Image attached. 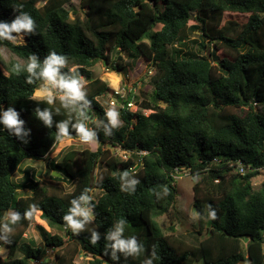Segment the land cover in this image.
Returning a JSON list of instances; mask_svg holds the SVG:
<instances>
[{
  "label": "trees",
  "instance_id": "obj_1",
  "mask_svg": "<svg viewBox=\"0 0 264 264\" xmlns=\"http://www.w3.org/2000/svg\"><path fill=\"white\" fill-rule=\"evenodd\" d=\"M71 2L0 0V20H13L19 14L14 8L22 5L18 10L29 13L38 25L35 35L25 36L26 43L0 41L17 57L4 68L7 73L0 59V107H14L31 129L24 143L0 126V219L9 210L23 214L35 204L50 227L65 229L63 216L70 201L85 189L90 195L94 189L101 193L93 200L96 217L79 235L68 230L69 242L44 231L45 239L38 243L25 238L35 211L15 226L11 243L0 240L8 248L0 264H35L50 249L57 251L58 264H78L81 252L89 257L88 264H143L153 253V264H240L247 259L249 264H264V183L259 190L253 185L264 169V0H81L82 12L70 11ZM228 15L247 19L241 24L226 19ZM193 34L199 35L201 55L177 58L174 45ZM50 51L67 56L69 68L88 82L93 118H105L100 98L108 94L124 104L121 127L111 136L97 129V151L70 150L58 160L53 153L60 144L55 123L67 118L66 110L54 116L51 129L35 116L37 106L55 110L59 101L48 105L34 99L39 84L27 83L28 74L17 73L14 65L26 64L33 53L43 60ZM118 51L133 62L157 67L152 99L141 104L148 115L125 107L126 100L93 76L100 61L115 72L125 70L120 57L111 59ZM118 83L111 76L112 88ZM76 137L73 133L71 139ZM110 147L130 153L129 159L122 161ZM78 156L81 163L75 169ZM46 158L51 173L62 175L52 179L71 182L72 191L51 194L29 170L23 183H15L14 174L25 160ZM238 163L245 167L244 175L236 171ZM182 168L197 178L198 234H206L199 244L166 235L154 218L171 216L176 169ZM124 171L140 181L135 193L121 191ZM209 206L216 212L214 220L208 218ZM120 219L127 221L124 235L136 236L145 252L127 259L121 255L116 262L105 253L104 235ZM93 229L101 233L95 245L90 240Z\"/></svg>",
  "mask_w": 264,
  "mask_h": 264
},
{
  "label": "clouds",
  "instance_id": "obj_2",
  "mask_svg": "<svg viewBox=\"0 0 264 264\" xmlns=\"http://www.w3.org/2000/svg\"><path fill=\"white\" fill-rule=\"evenodd\" d=\"M22 5L14 8L19 14L13 20H0V41L17 43L18 38L26 35H35L38 25L34 18L27 12L19 11ZM65 69H68L65 71ZM14 70L26 72V82L29 84H39L34 94V99L43 100L48 105H54L59 101V107L53 110L50 107L41 109L39 106L35 109V116L45 127L51 129L54 124V116L60 114L61 108L66 110L67 118L55 123V139L63 141L71 139L73 133L76 138L86 144L94 143L98 139L97 129L103 128L106 136L113 134V129L121 126L120 112L115 108H109L104 119H94L91 115L92 101L88 98L86 82L81 75L74 69L69 68V59L56 51H50L46 57L41 60L37 54L33 53L27 58L26 64L16 63ZM75 118V122H74ZM93 126H90V123ZM25 120L21 119L20 112L14 107L4 109L0 107V126L6 130L10 136H15L24 143H28L31 129L25 127ZM121 191L129 194L135 193L136 186L140 181L129 171H124L119 177ZM90 189H85L79 196L70 201V207L63 216L65 230H70L72 234L79 235L86 231L96 217L93 203L94 197L90 195ZM167 188L163 195H167ZM157 198L161 197L159 192ZM37 209L33 204L23 214L19 211L9 210L6 215L0 219V240L11 243L10 237L15 231L22 219H30ZM198 215V214H197ZM208 218L214 220L216 212L209 206ZM127 221L120 219L104 235L106 240L105 253L110 254L113 261L119 262L121 255L128 257H139L145 252V246L139 242L136 236L126 237L124 235ZM101 239V233L95 229L91 232V243L97 244ZM146 258L143 264H153V257Z\"/></svg>",
  "mask_w": 264,
  "mask_h": 264
},
{
  "label": "rangeland",
  "instance_id": "obj_3",
  "mask_svg": "<svg viewBox=\"0 0 264 264\" xmlns=\"http://www.w3.org/2000/svg\"><path fill=\"white\" fill-rule=\"evenodd\" d=\"M67 8L70 11H83L81 6V0H72L70 4L67 5ZM226 19H235L241 24L246 22L247 16L243 15H228ZM199 35L193 34L190 38L181 40L174 45V49H176L177 58H189L195 55H201L198 53L200 50L199 45ZM17 43H26L25 36H21L18 38ZM119 52V51H118ZM114 52L111 54V59L116 62V59L120 57L125 62V70L122 72H115L112 70V66L106 62H98L93 67V76L94 78H99L105 81L111 89L116 92H120L122 96H124V100L130 97L134 98L136 102V106L131 108L134 111H142L144 114L148 115L151 112L143 110L141 106L142 102L150 101L152 99L153 93V84L151 82L152 77L156 75L157 67L153 63L148 62H133L128 56L123 53ZM119 55V56H118ZM203 56H206L207 53H202ZM17 57L9 50L6 46H0V59L2 61V70L4 73H7L4 69L13 59ZM215 64H217L215 62ZM111 76L116 77L119 80L118 87L112 88L111 86ZM86 82V88H88ZM88 90V89H87ZM114 100L115 105H111L110 102ZM100 102L106 110L109 108H115L120 112V109L123 107V102L118 100L115 95L108 94L102 98H100ZM94 119H97L96 117ZM121 119V118H120ZM90 123V126H93ZM123 122L121 120V126ZM120 126V127H121ZM99 144L97 142L91 144H83L79 141L78 138L74 139H65L60 141V144L55 149L54 156L57 157L58 160H61L62 155L66 151L76 150L78 152H82L86 148L91 151H97ZM110 151L122 161H127L128 158L125 157L124 152L119 148H109ZM52 158V157H49ZM49 158L44 160H34L27 159L23 162L20 169L16 174H14L15 183H23L25 171L29 170L32 177L35 180L39 181L41 185L48 189V192L53 193H67L72 191L73 184L67 180L57 182L52 179L53 172L51 173V169L48 166ZM78 165L75 169H78L81 163V158L78 156ZM197 178L192 177L189 172L186 174H182L181 178L176 180V189H177V199L175 205L173 207L171 216L163 215V216H154L157 218V222L159 223L161 229L166 235H172L173 233L177 235L179 238L187 241L190 244H199V240L204 239L206 234L199 235L200 226H199V215L194 208V186L196 184ZM264 183V169L260 171L258 176L253 179V185L255 190H259ZM29 189H25L27 192ZM24 192V193H25ZM23 193V194H24ZM21 194V193H20ZM101 193L99 190L94 189L92 192V196L97 199ZM33 221L29 227V229L25 233V238L30 240H35L36 242H42L45 239V232H49L53 235L57 234L63 236L67 242L69 238V231L60 228H52L48 224L46 220L42 219L41 213L35 212ZM173 225L174 231L171 229ZM91 225L88 226L90 228ZM42 228V230L40 229ZM45 231V232H44ZM56 250L50 249L47 252L45 258H43V264H58L55 261ZM62 252V251H61ZM8 255V248L5 244L0 242V257L5 258ZM89 257L86 256L84 252H81L77 257L76 262L78 264H88ZM42 264V263H40Z\"/></svg>",
  "mask_w": 264,
  "mask_h": 264
},
{
  "label": "built area",
  "instance_id": "obj_4",
  "mask_svg": "<svg viewBox=\"0 0 264 264\" xmlns=\"http://www.w3.org/2000/svg\"><path fill=\"white\" fill-rule=\"evenodd\" d=\"M116 94L120 95L121 98L124 99V96H122V95L120 94V92H116ZM126 101H127V104L125 105V107L131 109V108H133V107L136 106V102L134 101V98H132V97H130L129 99L127 98ZM110 104H111V105H115V101L112 100V101L110 102ZM123 106H124V104H123ZM78 139H79V138H78ZM79 141H80V140H79ZM80 142H81V141H80ZM81 143H83V142H81ZM83 144H86V143H83ZM119 149H121V148H119ZM121 150H122V149H121ZM122 151L124 152L125 157H127V158L129 159V157H130V153L125 152L124 150H122ZM139 154H140V155H147V152H146V151H141ZM216 161H217V160H216ZM134 169H135V168H134ZM236 171L239 172L240 174L244 175L245 172H246V169H245V167L242 165V163H238V165H237V167H236ZM176 172H177V174H176V176H175V179L177 180V179L181 178L182 174H186V172H188V171H187L185 168H182L181 170L176 169ZM40 263L43 264V260L35 261V264H40Z\"/></svg>",
  "mask_w": 264,
  "mask_h": 264
},
{
  "label": "water",
  "instance_id": "obj_5",
  "mask_svg": "<svg viewBox=\"0 0 264 264\" xmlns=\"http://www.w3.org/2000/svg\"><path fill=\"white\" fill-rule=\"evenodd\" d=\"M53 176L61 177L62 175L60 173H58V172H53ZM211 223L212 222L209 221V226L211 225ZM245 241H247V239ZM250 262H251V259H247V260L241 261L240 264H249Z\"/></svg>",
  "mask_w": 264,
  "mask_h": 264
}]
</instances>
